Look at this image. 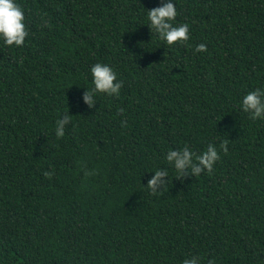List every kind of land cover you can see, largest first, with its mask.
Listing matches in <instances>:
<instances>
[{
    "label": "trees",
    "instance_id": "trees-1",
    "mask_svg": "<svg viewBox=\"0 0 264 264\" xmlns=\"http://www.w3.org/2000/svg\"><path fill=\"white\" fill-rule=\"evenodd\" d=\"M17 2L28 36L0 44V264H264V119L239 108L264 88V0H174L190 39L171 46L145 25L160 0ZM96 62L122 87L88 108ZM222 141L211 173L164 160ZM156 168L169 177L152 192Z\"/></svg>",
    "mask_w": 264,
    "mask_h": 264
},
{
    "label": "clouds",
    "instance_id": "clouds-1",
    "mask_svg": "<svg viewBox=\"0 0 264 264\" xmlns=\"http://www.w3.org/2000/svg\"><path fill=\"white\" fill-rule=\"evenodd\" d=\"M146 24L155 34L156 39L165 45L174 43L187 44L189 35L188 23H174L177 17V9L174 0H160L157 7L145 10ZM28 31L25 24V14L17 0H0V44L7 47H20L25 43ZM191 47V45H188ZM194 52L206 51V45L196 44ZM118 73L107 63L96 62L89 68L88 86L81 87V103L88 108L96 105L97 99L103 95L107 97L119 96L122 87L121 81L117 79ZM240 110L247 114L251 120L264 119V88H255L245 93L239 101ZM70 114L63 113L56 121L55 135L62 137L65 125L70 122ZM220 151L227 152V141L217 145L208 143L205 150L199 154L190 147L184 145L181 148H173L164 154V160L174 171L176 178L185 176L195 177L203 172L211 173L215 163L220 158ZM45 172L44 175H50ZM169 171L164 168H156L146 182V187L156 192L167 184ZM181 264H200V258L193 256L185 258ZM213 264V260H208Z\"/></svg>",
    "mask_w": 264,
    "mask_h": 264
}]
</instances>
